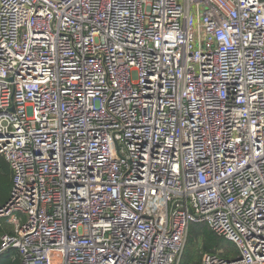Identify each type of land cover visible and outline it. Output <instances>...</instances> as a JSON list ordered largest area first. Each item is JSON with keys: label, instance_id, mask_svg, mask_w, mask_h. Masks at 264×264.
Instances as JSON below:
<instances>
[{"label": "built area", "instance_id": "built-area-1", "mask_svg": "<svg viewBox=\"0 0 264 264\" xmlns=\"http://www.w3.org/2000/svg\"><path fill=\"white\" fill-rule=\"evenodd\" d=\"M0 157V257L264 264V0H0Z\"/></svg>", "mask_w": 264, "mask_h": 264}, {"label": "trees", "instance_id": "trees-1", "mask_svg": "<svg viewBox=\"0 0 264 264\" xmlns=\"http://www.w3.org/2000/svg\"><path fill=\"white\" fill-rule=\"evenodd\" d=\"M13 173L8 162L0 157V205H5L11 196ZM196 231L199 242L195 243L190 239L191 230L189 229L188 241L183 256L182 264H202L205 254L217 255L227 260H234L238 255V250L228 245L224 238L215 235L206 224H200ZM12 233L10 225L3 223L0 226V238L6 234ZM18 256L17 251H12ZM11 264H20L19 258Z\"/></svg>", "mask_w": 264, "mask_h": 264}, {"label": "rangeland", "instance_id": "rangeland-1", "mask_svg": "<svg viewBox=\"0 0 264 264\" xmlns=\"http://www.w3.org/2000/svg\"><path fill=\"white\" fill-rule=\"evenodd\" d=\"M199 226H201L200 224L198 223H191L190 225V230H191V236H190V239L192 241H194L195 243L199 242V237L196 235V231L200 228ZM228 245L232 248L235 249V251H237L236 247L234 246V244L232 243H228Z\"/></svg>", "mask_w": 264, "mask_h": 264}, {"label": "crops", "instance_id": "crops-1", "mask_svg": "<svg viewBox=\"0 0 264 264\" xmlns=\"http://www.w3.org/2000/svg\"><path fill=\"white\" fill-rule=\"evenodd\" d=\"M16 259H18V256L11 251L0 257V264H11Z\"/></svg>", "mask_w": 264, "mask_h": 264}]
</instances>
